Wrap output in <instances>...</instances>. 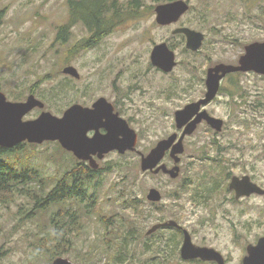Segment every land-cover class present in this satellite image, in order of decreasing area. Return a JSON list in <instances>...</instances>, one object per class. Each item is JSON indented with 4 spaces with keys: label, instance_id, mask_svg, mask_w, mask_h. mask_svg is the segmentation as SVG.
<instances>
[{
    "label": "rangeland",
    "instance_id": "1",
    "mask_svg": "<svg viewBox=\"0 0 264 264\" xmlns=\"http://www.w3.org/2000/svg\"><path fill=\"white\" fill-rule=\"evenodd\" d=\"M72 1L82 3L0 0V91L7 100L25 101L33 94L44 102L24 120L43 111L62 117L75 103L91 105L105 97L137 132L143 154L177 130L178 109L204 97L210 67L237 65L247 44L264 41V0H186L190 10L169 26L157 23L155 8L174 0H138V6L132 0H103L111 13H118L117 24L95 43L85 22L73 21ZM182 26L205 34L200 51L187 49L184 36H174ZM162 42L178 61L168 73L151 62L154 46ZM69 65L80 78L63 73ZM221 88L207 109L225 120L224 129L218 133L202 124L186 137L180 178L142 171L138 152H110L98 160L99 171L86 180L84 206L89 208L77 209L80 221L71 215L59 220L57 231L72 240L61 257L76 264H161L156 246L166 239L176 248L163 253L164 264H191L181 258V238L171 229L148 241V229L173 219L195 243L222 248L230 264H243L247 244L264 234V197L235 200L228 183L233 175L249 174L264 187V75L231 73ZM11 152L0 153V160L18 162L19 168L34 165L55 182L77 162L83 164L56 141L26 142ZM205 152L222 159L226 168L216 167ZM151 188L162 193V201L147 198ZM68 206L42 212L26 192L8 196L0 203V264H50L48 241L43 247L39 238L54 229L51 215L75 213ZM118 250H125L126 260L114 263L111 256Z\"/></svg>",
    "mask_w": 264,
    "mask_h": 264
},
{
    "label": "water",
    "instance_id": "2",
    "mask_svg": "<svg viewBox=\"0 0 264 264\" xmlns=\"http://www.w3.org/2000/svg\"><path fill=\"white\" fill-rule=\"evenodd\" d=\"M189 10L190 3L186 0H174L159 4L155 8L156 21L162 26L171 25L177 23ZM173 34L185 35L186 47L193 52L200 51L204 44L205 34L188 26L174 29ZM151 61L154 66L167 73L173 71L178 62L176 52L166 42L155 45L151 52ZM235 72H255L264 75V41L247 44L245 53L239 58L237 65L219 63L210 67L207 71L205 96L198 101L188 103L184 108L175 112L177 128L184 129L179 142L173 147L172 156L176 158V161L180 160L176 154L183 153L185 150L184 138L193 134L203 119L207 120L214 128L222 129V119L215 118L206 110L201 109L203 105L216 97L223 78ZM63 73L80 78V73L72 65L66 66ZM37 107L43 109L45 104L35 95H30L24 102H13L7 100L6 95L0 91V147L13 148L23 141L37 144L44 141H58L66 150L72 151L78 159L90 161L94 169L99 167L93 157L94 155L103 159L112 150H119L121 154L126 153L127 150H135L138 134L119 113L115 112L113 104L105 97L99 98L91 108L74 104L64 112L62 117H58L49 111H43L36 119L24 120V117ZM100 127L106 128L108 132L101 134L99 132ZM89 129L96 130L94 137H88ZM177 138L178 134L174 133L170 137L160 140L147 155L142 154L141 170L146 172L154 169ZM161 169L173 178L178 176V167L168 169L166 165H162L157 168L156 172ZM230 187L236 190L238 198L253 192L264 193V190L252 183L249 177L243 179L234 177ZM147 198L157 202L162 199V194L156 188H152ZM162 226L180 227L176 221L170 220L163 224L153 225L148 234ZM217 254L220 255L213 249L195 246L192 243L190 233L185 230L184 243L181 248L183 259L200 256L204 259L218 260L219 264H225L224 259L218 258ZM52 264L76 263L66 257H57ZM243 264H264V236L258 240L257 244L248 246Z\"/></svg>",
    "mask_w": 264,
    "mask_h": 264
},
{
    "label": "trees",
    "instance_id": "3",
    "mask_svg": "<svg viewBox=\"0 0 264 264\" xmlns=\"http://www.w3.org/2000/svg\"><path fill=\"white\" fill-rule=\"evenodd\" d=\"M131 4L138 6V0H132ZM72 8L73 21L82 20L85 22L87 28L92 32V37L95 38L94 43L99 41L110 30V27L115 24L113 23L115 16L118 18V13H111L103 0H82L81 4L72 1ZM105 9H107V16L104 15ZM109 13L111 16H109ZM0 153L5 155L14 152L4 151ZM15 164L18 165V162L14 163L9 159L0 160V203L6 202L7 197L10 195L25 194L26 192V196L34 200V208L36 210L40 209L42 212H45L59 205L67 206L69 204L70 206L66 208L74 210L76 213L66 212L62 217H60L59 213H55L53 217L51 214V217L49 215V222L54 223L55 227H53V230L51 228L48 232V237L44 238L41 236L39 241L43 247L46 241H48L47 256L50 264H52L57 257L68 253L66 245L72 242L71 239H67L66 233L57 231L59 220L71 215L72 220L76 222L78 218L77 209L81 208L85 211V209L89 208L88 206H84L88 193V183L86 180H90V177L92 178L93 174L97 173V171L82 169L81 166L83 164L77 162L73 169L64 173V176L55 182L56 178L53 177L54 181L51 180V177L44 175L40 170L34 168V165L28 164L23 168H19ZM50 185H53L52 189L48 190ZM34 208L33 210H35ZM61 211L65 212V210ZM84 211L85 216L86 213ZM51 222L50 226L52 227ZM79 224L80 222H78ZM106 244L109 246H105L104 248L107 252L109 249L111 250V247L109 243ZM123 247L121 246V248ZM113 258L114 263L116 261L124 262L126 260L125 250L113 252L111 259Z\"/></svg>",
    "mask_w": 264,
    "mask_h": 264
},
{
    "label": "flooded vegetation",
    "instance_id": "4",
    "mask_svg": "<svg viewBox=\"0 0 264 264\" xmlns=\"http://www.w3.org/2000/svg\"><path fill=\"white\" fill-rule=\"evenodd\" d=\"M117 23H115L113 26H115ZM172 25V24H171ZM113 26H111V27H113ZM166 26H169V25H166ZM111 27H110V29H111ZM178 28V27H177ZM176 29V28H175ZM109 31V30H108ZM178 35H182V36H184L185 37V39H186V36L185 35H183V34H177V35H174V36H178ZM163 43V42H162ZM186 43H187V39H186ZM155 47V46H154ZM187 48V47H186ZM152 62V61H151ZM153 64V63H152ZM158 69H160V68H158ZM160 70H162V69H160ZM163 71V70H162ZM164 72V71H163ZM235 73H239V72H235ZM255 73V72H254ZM234 74V73H233ZM231 74H228L225 78H223V80H225L228 76H230ZM73 77V76H72ZM75 78V77H74ZM222 80V81H223ZM221 85H222V82H221ZM206 89H207V87H206ZM221 87H220V90L218 91V93H217V95H216V97L211 101V102H209V103H207L206 105H203L202 106V109L201 110H206L211 116H213V117H215V118H220V117H217L213 112H211V111H209L208 109H207V106L209 105V104H211L217 97H218V95L220 94V91H221ZM207 91V90H206ZM206 94V93H205ZM31 95H33V94H31ZM30 96V95H29ZM28 96V97H29ZM205 96V95H204ZM27 97V98H28ZM27 98H26V100H27ZM101 98V97H100ZM9 100V99H8ZM25 100V101H26ZM9 101H11V100H9ZM97 101V100H96ZM95 101V102H96ZM13 102H24V101H13ZM94 102V103H95ZM110 102V101H109ZM93 103V104H94ZM111 103V102H110ZM75 104H80V103H75ZM93 104H91V105H83V104H81V105H83V106H85V107H92L93 106ZM74 105V104H73ZM113 106H114V104H113ZM71 107V106H70ZM38 108V107H37ZM34 110V109H33ZM114 110H115V112H117V113H119V111H117L116 110V108H115V106H114ZM179 110V109H178ZM31 112V111H30ZM29 112V113H30ZM119 115L123 118V119H125L120 113H119ZM220 119H222V118H220ZM126 120V119H125ZM223 120V126H222V129L221 130H218V129H216V128H214L211 124H209L208 122H207V120H205V119H203L199 124H198V126H197V128H196V130L198 129V127L200 126V125H209L210 126V130H213L214 132H218V133H220V132H222L223 131V129H224V126H225V120L224 119H222ZM127 122H128V120H126ZM128 124L130 125V123L128 122ZM130 127H131V125H130ZM176 127H177V125H176ZM132 128V127H131ZM133 129V128H132ZM183 130L184 129H178L177 128V130L176 131H173L171 134H169V135H167V136H165V137H163L162 139H160V140H163V139H166V138H168V137H170L172 134H174V133H177L178 134V138H177V140L175 141V143L172 145V147L170 148V149H168L167 151H166V153H165V155H164V157L161 159V161L159 162V164L154 168V169H152V170H149L148 172H150V173H152V174H154V175H159V174H161L162 176L164 175V176H167V177H169L170 179H178V178H180V176H181V174H182V163H183V154L185 153V150H184V152L183 153H178V154H176V156L177 157H179L180 158V160L179 161H176V158L174 157V156H172V152H173V147H174V145L176 144V143H178L179 142V139H180V136L182 135V132H183ZM195 130V131H196ZM194 131V132H195ZM99 132L101 133V134H106L107 132H108V130L106 129V128H104V127H100L99 128ZM137 133V132H136ZM95 134H96V130L95 129H89V131L87 132V135H88V137H94L95 136ZM192 135V134H191ZM187 136H190V135H187ZM186 136V137H187ZM186 137L184 138V141H185V139H186ZM138 140H139V137H138ZM138 140H137V144H138ZM159 140V141H160ZM158 141V142H159ZM184 141H183V143H184ZM26 142L28 143V141H23V142H21L20 144H18L17 146H15V147H13V148H4V147H0V152H4V151H9V152H11V151H13V150H17V149H20V148H22L25 144H26ZM56 142H58V141H56ZM158 142L150 149V151H148L149 153L157 146V144H158ZM30 143V142H29ZM59 143V142H58ZM31 144V143H30ZM34 144H37V143H34ZM60 144V143H59ZM137 144H136V146H135V150H127V151H125V152H138L139 154H140V156H142V154L143 153H140L141 151L140 150H138L137 149ZM212 144H213V148H215L216 150H218V151H220L221 149H220V147H219V145L217 144V142H215V141H213L212 142ZM184 147H185V144H184ZM186 149V148H185ZM71 153H72V151H70ZM110 152H120L119 150H112V151H110ZM206 153V156L205 157H207L208 159H209V161L210 160H212L213 161V163L215 164V166L216 167H218L219 169H225L226 167H225V165H224V162L222 161V159H220L219 157H217V156H209L208 155V153L207 152H205ZM73 154V153H72ZM123 154H125V153H123ZM145 155H147V154H145ZM94 157V159L98 162V164H99V167H100V163H99V157H98V155H94L93 156ZM83 164L88 168V169H91V170H94V171H99L98 169H99V167L97 168V169H94L93 167H92V165L90 164V161H88V160H86V161H83ZM162 165H166L167 166V168L168 169H173L174 167H178L179 168V171H178V176L177 177H175V178H173L169 173H167V172H165L163 169H161L159 172H156V170H157V168L159 167V166H162ZM234 177H238V178H240V179H243L244 177H249L250 178V180H251V182L252 183H254V184H256L258 187H260V188H262L263 190H264V187L262 186V184H260L259 182H257L251 175H249V174H243V175H240V176H236V175H233V176H231L230 177V179H229V183H228V189L230 190V191H232L234 194H235V200H241L242 198H245V199H247V198H253V197H264V193L262 194V193H259V192H253V193H251L250 195H243V196H240L239 198L237 197V193H236V190L235 189H232L231 187H230V184H231V182H232V180H233V178ZM152 189V188H151ZM219 189H221V186H219ZM158 190V189H157ZM150 191V190H149ZM149 193V192H148ZM162 194V193H161ZM148 195V194H147ZM162 199H163V195H162ZM162 199L160 200V201H162ZM160 201H157V202H153V201H151L152 203H158V202H160ZM170 220H173V219H169V220H166V221H162V222H159V223H156V224H163L164 222H167V221H170ZM174 221H176L179 225H180V227H167V226H162V227H160L159 229H157L156 231H154L153 233H151V234H148V231H149V229H148V231L146 232V235H147V237H149L148 238V241L150 240V239H152V238H154L155 236V233H157L158 231H160V230H167V229H171L172 231H174V232H176L179 236H180V238H181V246H180V256H181V248H182V245H183V243H184V236H185V230H187V229H184V227L177 221V220H174ZM155 225V224H154ZM188 231V230H187ZM189 232V231H188ZM190 233V232H189ZM190 236H191V239H192V243L195 245V246H198V247H200V248H207V249H213L214 251H216V252H218V253H220V255L222 256V258H221V256L219 255V254H217V256H218V258H220V259H224V261H225V264H230V260H229V257H228V255H226L225 253V251L222 249V248H219V247H215V246H212V245H210V244H206V243H201V244H198V243H195L194 242V240H193V238H192V235L190 234ZM264 236V234L262 235V236H260L258 239H256V241L255 242H250V243H248L247 244V246H246V254H247V248H248V246L250 245V244H257L258 243V240L261 238V237H263ZM163 241H165V242H167L166 244H163V245H159V246H156V251L157 252H159L161 255H162V262H161V264H164V263H166L165 261H166V257H165V255H163V253H165V252H167V251H175V248H176V244H175V246H171L170 244H168V241L169 240H166V239H162ZM178 245V244H177ZM160 254H157V256L156 257H158V256H160ZM155 257V258H156ZM163 258H165V261H164V259ZM181 258H182V256H181ZM183 259V258H182ZM184 261H186L187 263H191V264H219V262H218V260H214V259H204V258H202V257H195V258H191V259H183ZM242 263H243V260H242Z\"/></svg>",
    "mask_w": 264,
    "mask_h": 264
}]
</instances>
